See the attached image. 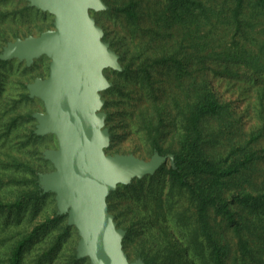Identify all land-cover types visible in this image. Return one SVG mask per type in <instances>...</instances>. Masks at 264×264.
<instances>
[{"label": "rangeland", "instance_id": "1", "mask_svg": "<svg viewBox=\"0 0 264 264\" xmlns=\"http://www.w3.org/2000/svg\"><path fill=\"white\" fill-rule=\"evenodd\" d=\"M42 1L0 0V52L4 53L6 62L0 70L4 84L0 94V202L15 201L20 193L32 189L34 182L42 194H47L36 208L28 205L7 222L6 212L0 215V261L7 256L12 241L55 212L64 216V221L58 229L47 231L39 243L25 253L23 264L39 263V255H44L51 239L60 234L62 223L71 228V233L63 239L59 253L47 264H65L73 253L76 260L94 264L90 254L83 252L85 239L78 222L73 220L74 201L64 195L61 181L64 171L59 163L64 147L57 130L49 126L52 117L43 89L52 81L55 58L48 49L30 51L43 39L60 34L56 13ZM127 1L88 0L84 10L95 33V53L111 58L110 63L96 69L99 83L92 91L94 104L90 118L96 121L93 134L100 140V158L103 162L136 165L142 169L123 179L108 181L103 191V212L117 235L118 251L125 264H145L144 259L151 264H189L178 250L175 251L176 241L182 244L183 250L187 249L193 263L210 264L206 252L200 248L201 237L195 233L194 203L186 192L172 187L167 176L161 179L168 162L163 158L165 156H152L146 141L148 131L144 123H156L158 119L154 105L146 96L151 90L145 85L126 83L116 77V73L123 72L127 61L133 59L137 66L144 57L161 58L165 49L171 47L170 43L163 46L164 41L154 34L159 28L156 27L153 10L159 9L162 1H144L150 11H146L143 17V33L134 39L146 44L140 42L143 51L130 45L120 61L118 52L104 40V33H109L118 47L126 46L130 36L127 22L115 14L111 18L108 15L111 7H120ZM260 30L257 26L248 30L252 42L264 39ZM215 35L213 40L224 35L227 40L226 27H218ZM165 37L171 43L174 40L169 32ZM214 46L217 47V43ZM152 74L156 104L172 105L179 95L174 72L155 66ZM256 76L249 77V82L245 83L244 80L227 77L214 81L216 93L230 103L239 117L241 131L236 126L223 129L220 144L214 139L208 141V152L211 157L219 159L228 153V138L234 142L245 141L255 134L257 139L251 145L258 158L251 173L255 187L264 191V75L252 83ZM106 101L109 106L105 108ZM165 123L164 143L167 148L174 145L176 128L168 126L167 120ZM203 125L205 137H214L219 131L215 119H207ZM17 163H20L19 167H15ZM154 175L157 185L150 181ZM157 180H160L159 184ZM147 184L152 185L149 187ZM219 220L215 218L216 223ZM5 223L10 224L8 228H3ZM126 228L132 229L134 234L128 235ZM234 240L231 239L233 249L236 246Z\"/></svg>", "mask_w": 264, "mask_h": 264}, {"label": "trees", "instance_id": "2", "mask_svg": "<svg viewBox=\"0 0 264 264\" xmlns=\"http://www.w3.org/2000/svg\"><path fill=\"white\" fill-rule=\"evenodd\" d=\"M144 1L129 0L120 7L109 9L108 17L115 14L129 26L130 36L126 46L118 47L109 33H104V40L118 52L120 61L130 45L143 51V46H140L143 41L135 42L134 39L140 32L143 33V17L146 11H150L146 9L148 7ZM161 1L160 8L153 10L156 27L159 28L154 34L164 41L163 46L170 43L171 47L165 49L161 58L144 57L137 66L133 59L127 61L123 72L116 73V77L126 83L145 85L151 90L146 96L154 105L158 119L156 123H144L148 131L146 141L152 156H165L163 158L168 162L161 179L167 176L171 186L186 192L194 203L195 233L201 237L200 248L206 252L210 264H264V191L255 187L251 173L258 158L251 145L256 136L252 134L248 140L238 142L228 138V153L219 159L211 157L208 152V141L214 139L220 144L223 129L236 126L241 131L239 117L230 103L216 93L214 81L227 77L244 80L245 83L249 82V77L257 74L251 80L255 83L264 75V39L252 42L248 32L257 26L264 36V0ZM222 25L227 29V40L225 35L213 40L216 30ZM168 32L174 39L172 43L165 40ZM214 43H217V47ZM5 63L4 53L0 52V70ZM155 66L174 72L179 95L172 105L156 104L152 80ZM3 85L0 72V94ZM107 106L108 101L105 108ZM207 119L218 121L219 131L214 137L204 135L203 124ZM166 120L168 126L176 128L174 145L167 148L164 143ZM19 164L15 167H19ZM150 181L157 185L155 175ZM157 181L159 184L160 180ZM152 184L147 185L151 187ZM46 198L47 194H42L37 182H34L33 188L20 193L15 201L0 202V215L6 212L7 222L10 217H17L28 205L36 208ZM216 217L220 219L218 223ZM62 221L64 216L54 212L31 231L20 234L12 241L7 256L0 264H23L25 253L39 243L47 231L58 229ZM9 225L5 223L3 228ZM126 229L128 235L134 234L132 229ZM70 233L71 228L62 223L60 234L51 239L45 254L39 255L38 264L50 263L59 253L63 239ZM231 239L236 241L234 249ZM1 243L0 240V246ZM175 244V251L178 250L180 256L192 264L193 257L187 249L183 250L178 241ZM167 246L170 247L171 243L168 242ZM70 255L65 264H84V260L75 259L74 253ZM144 262L151 264L148 259H144Z\"/></svg>", "mask_w": 264, "mask_h": 264}, {"label": "water", "instance_id": "3", "mask_svg": "<svg viewBox=\"0 0 264 264\" xmlns=\"http://www.w3.org/2000/svg\"><path fill=\"white\" fill-rule=\"evenodd\" d=\"M88 0H43L58 17L60 34L45 38L31 52L45 49L55 58L53 78L43 89L52 119L64 147L59 159L64 175L65 197L74 201L73 220L85 239L83 252L94 264H125L117 247V235L104 215L102 198L110 179H123L142 170L136 165L103 162L99 137L93 134L96 121L90 118L92 91L99 83L96 69L110 63L109 56L95 53V33L85 17Z\"/></svg>", "mask_w": 264, "mask_h": 264}]
</instances>
